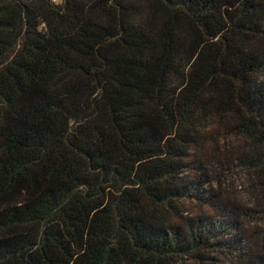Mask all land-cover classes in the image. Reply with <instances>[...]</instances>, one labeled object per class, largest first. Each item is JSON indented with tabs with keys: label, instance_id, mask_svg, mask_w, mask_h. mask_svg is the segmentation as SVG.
I'll use <instances>...</instances> for the list:
<instances>
[{
	"label": "trees",
	"instance_id": "obj_1",
	"mask_svg": "<svg viewBox=\"0 0 264 264\" xmlns=\"http://www.w3.org/2000/svg\"><path fill=\"white\" fill-rule=\"evenodd\" d=\"M0 264H264V0H0Z\"/></svg>",
	"mask_w": 264,
	"mask_h": 264
}]
</instances>
